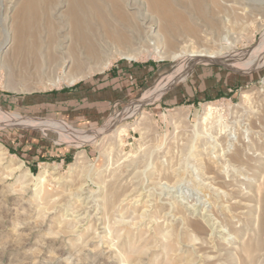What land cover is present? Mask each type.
Masks as SVG:
<instances>
[{"label":"rangeland","instance_id":"obj_1","mask_svg":"<svg viewBox=\"0 0 264 264\" xmlns=\"http://www.w3.org/2000/svg\"><path fill=\"white\" fill-rule=\"evenodd\" d=\"M163 1L0 0V264H264V0Z\"/></svg>","mask_w":264,"mask_h":264},{"label":"bare ground","instance_id":"obj_2","mask_svg":"<svg viewBox=\"0 0 264 264\" xmlns=\"http://www.w3.org/2000/svg\"><path fill=\"white\" fill-rule=\"evenodd\" d=\"M92 1H94V0H92ZM154 3H155V5H157V6H162L163 4H164V1L163 0H152ZM195 1V0H194ZM248 2H251V1H255V0H247ZM246 1V2H247ZM28 3H29V8H28V11H27V15H26V17H27V20L28 19H31L32 17H33V15H34V12H35V10H36V8H35V5L33 4L34 3V0H28ZM228 4V3H227ZM246 4V3H245ZM97 7L98 6H95V8H93V9H97ZM77 8V7H76ZM76 8H73V9H71L70 10V15H71V18L73 19V21H74V23L76 22V21H79V19H78V17H77V14H76ZM78 9V8H77ZM95 11V10H94ZM102 11V10H101ZM96 12V11H95ZM94 13V12H93ZM172 15V14H171ZM173 16V15H172ZM75 17V18H74ZM169 17V16H168ZM80 19H81V17H80ZM81 21V20H80ZM166 25V24H165ZM77 26H79L78 25V23H77ZM165 28V27H164ZM117 33V37H119V38H122V39H124L125 40V38H124V36L122 35V33L119 31V32H116ZM158 34L160 35V37H161V39L164 41V45L166 46V48H167V46H168V43H166L167 42V40L165 39V37L163 36V34L161 33V32H158ZM114 35H115V32H114ZM204 36V35H203ZM110 39H112V38H110ZM81 41H79L80 43H82L83 45H85V43L87 42L85 39L83 40V39H80ZM119 41V40H118ZM126 41V43H128V44H130V42H127V41H129L128 39L127 40H125ZM78 43V42H77ZM16 46H18L19 45V40H16L15 41V43H14ZM79 44V43H78ZM91 45L90 44H88V45H85V49H86V54H87V56H89V54H88V50H90L91 51ZM77 51V50H76ZM134 52V51H133ZM93 53V52H92ZM121 53V52H120ZM180 53V52H179ZM122 55H126V57H128V58H131L132 57V54H123V53H121ZM108 56H111L110 54L108 55ZM187 57V59H185V60H188V61H193V60H197V59H203V60H217L218 58H219V55H217L216 53H213V52H210V51H208V50H204V51H192L191 53H189V54H175L174 55V59H180V58H186ZM72 61V65H71V70H70V74H69V76H70V78L72 79V80H74V79H76L77 77H80V76H82L83 75V68H84V62H83V60L79 57V55H77V53L76 54H74V57H73V59H71ZM97 62H99V61H97ZM100 63V62H99ZM104 64V63H103ZM96 66H97V63H96ZM165 85V84H164ZM164 85H160L159 87H157L155 90H153L152 92H151V95L149 96V98H153V97H156V96H158L161 92H162V90H163V88H164ZM142 103V102H141ZM137 110H138V108H137ZM139 117H145L144 115H141V116H139ZM8 118V117H7ZM141 118V119H142ZM16 120V119H15ZM11 121V120H10ZM41 126V128H42V130H51L50 128H48V127H46V126H44V125H40ZM51 131H54V130H51Z\"/></svg>","mask_w":264,"mask_h":264}]
</instances>
